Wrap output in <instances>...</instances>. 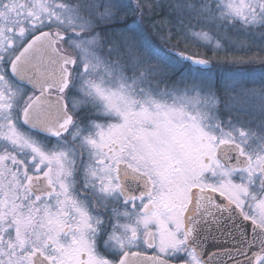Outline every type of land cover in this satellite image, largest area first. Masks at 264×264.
Masks as SVG:
<instances>
[{"label": "snow or ice", "instance_id": "snow-or-ice-1", "mask_svg": "<svg viewBox=\"0 0 264 264\" xmlns=\"http://www.w3.org/2000/svg\"><path fill=\"white\" fill-rule=\"evenodd\" d=\"M0 264H264V0H0Z\"/></svg>", "mask_w": 264, "mask_h": 264}, {"label": "rangeland", "instance_id": "rangeland-1", "mask_svg": "<svg viewBox=\"0 0 264 264\" xmlns=\"http://www.w3.org/2000/svg\"><path fill=\"white\" fill-rule=\"evenodd\" d=\"M134 19V18H133ZM145 35L149 39V41L152 43L153 47L156 48L162 56L166 57H172L174 55V48L171 44H166L157 34L156 32L151 28V24L149 21H145L143 25ZM189 46L193 51L196 50L195 44L191 41H189ZM211 55V53H208ZM248 67V66H243ZM223 71V69H217V72Z\"/></svg>", "mask_w": 264, "mask_h": 264}]
</instances>
